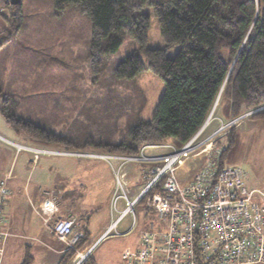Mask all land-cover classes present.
Wrapping results in <instances>:
<instances>
[{
	"label": "trees",
	"instance_id": "16d2710c",
	"mask_svg": "<svg viewBox=\"0 0 264 264\" xmlns=\"http://www.w3.org/2000/svg\"><path fill=\"white\" fill-rule=\"evenodd\" d=\"M52 1L61 14L79 8L92 22L88 57L93 81L101 84L104 80L109 95L98 100L91 117L101 122L104 114L112 112V116L118 109L114 103L119 101L118 97L124 98L125 105L119 113L125 116L127 127L125 134L111 129L92 137L86 127L80 129L78 120L68 121L49 105L48 99L32 95L25 75L29 69L27 60H37L38 56L18 46L11 50V62L15 64L12 74L24 79L11 76L7 79L0 67L3 71L0 72V113L15 132L33 143L58 146L67 153L135 156L146 143L169 141L180 148L189 142L207 122L221 91L220 100L228 106L232 120L264 108V0ZM1 2L12 10L10 16L0 14L7 25L0 32V52H6L23 31L26 16L23 0L18 6H12L11 0ZM145 7L155 9L165 49L146 48L150 21L143 13ZM126 35L138 42L139 49L107 71V59L119 50ZM176 46L181 47L180 52L174 59H168L167 51ZM3 61L0 57V66L4 65ZM145 71H151L165 83L151 121L139 117L146 99L134 84L135 78ZM138 89L142 99L135 112L139 104ZM74 109L73 102L61 103L64 115ZM251 117L264 121V109ZM236 138L233 129L227 139L228 147L220 154V168L224 167L222 159L236 145ZM87 236L84 231L79 249L85 248ZM75 255L68 252L60 264H71ZM92 262L91 257L85 264ZM23 264H30V258Z\"/></svg>",
	"mask_w": 264,
	"mask_h": 264
},
{
	"label": "built area",
	"instance_id": "2783aa9c",
	"mask_svg": "<svg viewBox=\"0 0 264 264\" xmlns=\"http://www.w3.org/2000/svg\"><path fill=\"white\" fill-rule=\"evenodd\" d=\"M210 121L180 148L160 141L143 144L135 156H102L118 162L113 167L115 190L110 203L119 216L93 247H77L83 234L72 220H54L59 212L57 196L43 203L44 224L68 251L75 252L73 264H85L97 246L122 236L119 228L127 217L133 218L130 231L135 230L140 206L148 215L156 213L164 230L154 231L155 223L150 221L149 229L140 231L138 248L123 256L128 264H264V192L248 187V175L241 168H220L215 161L194 169L192 176L180 173L186 161L200 155L204 159L214 151L215 139L225 127L202 141ZM136 166L142 169L139 182ZM10 178L0 176V264Z\"/></svg>",
	"mask_w": 264,
	"mask_h": 264
},
{
	"label": "rangeland",
	"instance_id": "374dc122",
	"mask_svg": "<svg viewBox=\"0 0 264 264\" xmlns=\"http://www.w3.org/2000/svg\"><path fill=\"white\" fill-rule=\"evenodd\" d=\"M23 12L26 16V24L20 36L14 41L11 50L15 47L23 46L30 52L37 53V60H27L29 69L26 70L27 79L30 81L32 95H41L44 100L48 99L49 105L54 106L56 111H60L63 117L73 122L78 120L80 129L87 128L92 137H99L97 132H106L111 130L120 134L126 133L127 120L122 113H119L120 107L124 108V98L118 97V102L114 103L117 110L105 114L98 122L96 118H92L95 104L103 98L107 93L108 84L103 80L101 84L93 81L92 63L89 60V50L92 40V22L79 8H74L66 14H61L55 7L52 0H23ZM4 8L5 16H10L12 10L3 5L0 0V10ZM143 13L149 17V29L147 49H165L166 43L161 35L160 20L156 15L153 7L143 8ZM37 44V45H36ZM140 45L130 35H126L119 50L110 55L107 59V71L116 67L121 61L130 56ZM181 47L176 46L167 51V58L174 59L180 52ZM12 52V51H11ZM32 55V53H28ZM29 55V56H30ZM23 76L24 73H21ZM23 80V77H20ZM134 84L142 91L146 105L141 111L142 119L151 121L157 110L160 99L165 91V83L153 74L151 71L140 73L134 81ZM137 89V88H136ZM138 89V90H139ZM138 91L137 99L139 104L136 106L135 112L140 108L142 94ZM122 100V101H121ZM62 102H73L74 111L65 113L61 110ZM94 102V103H93ZM216 110L212 113L211 121L208 129L200 140L206 139L211 134L217 132L221 127H225L215 139L213 144L214 151L202 160L200 155L195 160V166L198 164L204 169L213 161L219 165V155L228 147L229 133L233 129L236 130V145L228 152L226 157L222 159L225 167H239L248 175V187L264 192V121L252 119L250 113L232 120V114L228 106L223 101L216 102ZM59 108V109H58ZM58 109V110H57ZM131 112V109L129 110ZM88 114V116H87ZM255 114V113H254ZM99 119V118H97ZM232 123L231 125H229ZM99 124H104L101 127ZM50 126L51 123L49 124ZM16 133L10 129L0 113V137L13 139L21 142L22 135L19 138ZM97 134V135H95ZM0 142L4 143L1 139ZM164 143L169 141H162ZM3 145L0 148V155L3 154L2 148L6 149L8 159H13V151ZM94 152V151H93ZM201 164H200V163ZM116 167L117 164H114ZM136 173L140 175L139 167ZM134 174V172H133ZM137 175V174H136ZM95 186H91L87 194L90 200L94 199ZM100 209L93 212V220L90 222V230L92 238L89 247H93L100 236L107 228V219H117L119 214L112 212L110 201L100 199ZM124 205L118 204L119 210ZM144 213L147 211L143 206L137 210L138 228L130 235L119 238H111L96 247L92 257L99 259L104 264H128L123 256L129 253V248L135 246V242L142 229H149V222L146 226V217ZM156 228L154 231H162L164 228L158 220L156 213L149 212ZM133 218L127 217L120 225L121 228L132 225ZM110 224V222H109ZM143 226V227H142ZM97 227V230L95 229ZM80 228L77 226L76 230ZM73 264V261L72 263Z\"/></svg>",
	"mask_w": 264,
	"mask_h": 264
},
{
	"label": "crops",
	"instance_id": "0c3cea01",
	"mask_svg": "<svg viewBox=\"0 0 264 264\" xmlns=\"http://www.w3.org/2000/svg\"><path fill=\"white\" fill-rule=\"evenodd\" d=\"M4 13V9L0 10V14ZM6 27V22L0 16V32ZM5 51L0 52V57L4 60V65L0 67L6 72L5 77L20 78L12 74L15 64L11 62L13 56L11 49L8 47ZM1 68L0 72H3ZM7 126L12 129L8 124ZM15 133L18 138L22 135L21 142L0 137L9 145L6 146L0 142V146L5 145L13 151L11 162L6 155L7 148H2L3 154L0 155V176L11 175L8 181L10 195L5 207L6 237L1 242L3 249L1 264H23L27 257L30 258V264H60L66 254L71 251L67 250L65 243L59 241L47 230L42 216L43 203L51 195L57 196L59 212L54 220H72L75 229L77 226L80 228L77 231L82 234L86 231L88 241L85 247H87L92 238L90 222L93 220V212L100 209L98 200L110 201L115 190L113 163L118 165V162L108 161L102 157L107 155L84 153L86 156H78L77 153H67L61 147L39 145L21 133ZM199 161L202 162L203 159ZM195 163L192 158L186 161L180 168L181 175L192 176L193 170L200 166L198 164L195 166ZM138 169L139 176V173H136L137 168L135 169L137 182L141 181L142 177V169L140 167ZM91 186L96 187L92 200L87 196ZM144 215L147 226V222L152 221V217L148 213ZM107 221L105 228H108L112 219ZM95 229L97 230V227ZM121 229L123 235L119 237L128 236L136 231V229L130 231L131 226ZM144 229L141 228L140 231ZM138 246L139 235L135 246L132 249L129 248V253L134 252ZM92 259L91 264H104L99 259L95 260L94 256Z\"/></svg>",
	"mask_w": 264,
	"mask_h": 264
},
{
	"label": "water",
	"instance_id": "95a60500",
	"mask_svg": "<svg viewBox=\"0 0 264 264\" xmlns=\"http://www.w3.org/2000/svg\"><path fill=\"white\" fill-rule=\"evenodd\" d=\"M21 1L22 0H11V5L12 6H18V5H20L21 4ZM222 92V91H221ZM221 92H220V95H219V98H220V96H221ZM219 98H218V100H219ZM217 100V101H218ZM215 107H216V105H215ZM215 107H214V109H213V111H212V113L214 112V110H215ZM264 108H262V109H259V110H257V111H254V112H252V113H250V114H254V113H257V112H260L261 110H263ZM212 113H211V115L209 116V118H208V120L207 121H209V119L211 118V116H212Z\"/></svg>",
	"mask_w": 264,
	"mask_h": 264
},
{
	"label": "bare ground",
	"instance_id": "6f19581e",
	"mask_svg": "<svg viewBox=\"0 0 264 264\" xmlns=\"http://www.w3.org/2000/svg\"><path fill=\"white\" fill-rule=\"evenodd\" d=\"M221 97V96H220ZM219 101H220V98H219ZM217 108V107H216ZM216 108H215V110H216ZM214 113V112H213ZM212 117V116H211Z\"/></svg>",
	"mask_w": 264,
	"mask_h": 264
}]
</instances>
